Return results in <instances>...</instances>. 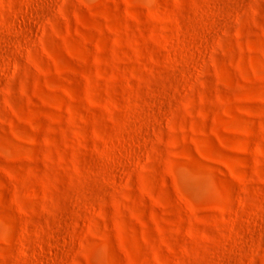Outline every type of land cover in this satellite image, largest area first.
Segmentation results:
<instances>
[{"label":"rangeland","instance_id":"1","mask_svg":"<svg viewBox=\"0 0 264 264\" xmlns=\"http://www.w3.org/2000/svg\"><path fill=\"white\" fill-rule=\"evenodd\" d=\"M0 264H264V0H0Z\"/></svg>","mask_w":264,"mask_h":264}]
</instances>
